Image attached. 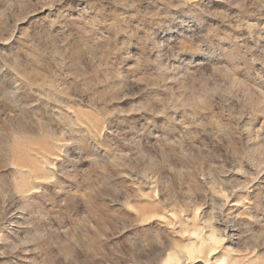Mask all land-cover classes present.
I'll return each instance as SVG.
<instances>
[{
	"label": "rangeland",
	"instance_id": "rangeland-1",
	"mask_svg": "<svg viewBox=\"0 0 264 264\" xmlns=\"http://www.w3.org/2000/svg\"><path fill=\"white\" fill-rule=\"evenodd\" d=\"M0 264H264V0H0Z\"/></svg>",
	"mask_w": 264,
	"mask_h": 264
}]
</instances>
